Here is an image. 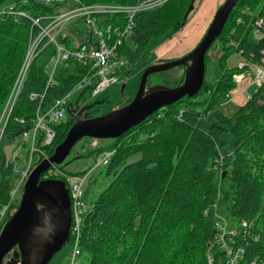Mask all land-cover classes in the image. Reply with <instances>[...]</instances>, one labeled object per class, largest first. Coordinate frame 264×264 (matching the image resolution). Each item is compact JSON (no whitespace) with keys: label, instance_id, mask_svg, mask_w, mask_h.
Here are the masks:
<instances>
[{"label":"trees","instance_id":"1","mask_svg":"<svg viewBox=\"0 0 264 264\" xmlns=\"http://www.w3.org/2000/svg\"><path fill=\"white\" fill-rule=\"evenodd\" d=\"M82 1L135 4L142 0ZM193 1L170 0L137 14L134 32L124 40L118 56L131 65L144 59L152 40L160 43L187 23ZM31 2L23 8L34 15L52 10ZM260 20L262 24L256 25ZM255 27L262 32L259 38L254 36ZM30 32L28 21L14 23L10 18H0V115L23 62ZM60 39L69 45L67 39ZM216 41L221 46L217 61L221 73L214 84L204 80L196 96L186 95L162 107L102 149L114 151L107 164V173L114 175V180L93 202L81 225L79 248L84 264H230V256L215 243V204L220 193L226 201L231 200L229 220L238 224L231 223L237 228L232 252L243 250L237 264L254 261L264 264V83L232 116L221 110L227 95L236 91L233 74L245 68H227L228 58L239 53L245 63L262 64L264 0H239ZM180 68L183 70L180 76L167 72L162 84L173 88L181 85L185 67ZM131 70H126L124 76ZM82 73V66L77 63L57 73L56 84L48 88L42 106L49 108L57 98L71 91ZM46 81L42 59L38 58L14 106L5 140L21 138L33 128L38 101H31L29 95L44 92ZM132 99L133 96L125 105ZM105 113L96 108L92 117ZM73 124L74 120L68 119L53 125L55 138L50 145L42 147L47 158L65 140ZM224 133L235 138L232 152L226 155L221 151L226 144L222 139ZM29 154L30 146L27 158ZM17 160H9L0 145V213L10 202ZM63 165H53L41 179L61 180L63 173L79 174L67 172ZM56 169L63 173L52 174ZM225 172L231 191L221 187ZM20 196L0 226L15 213ZM242 221L247 222L246 228L241 227Z\"/></svg>","mask_w":264,"mask_h":264},{"label":"built area","instance_id":"2","mask_svg":"<svg viewBox=\"0 0 264 264\" xmlns=\"http://www.w3.org/2000/svg\"><path fill=\"white\" fill-rule=\"evenodd\" d=\"M30 1L33 4L35 2L40 6L51 7L52 10L34 15L23 8L29 5ZM169 1L142 0L135 4H85L82 0H13L9 3H0V18H10L14 23L24 20L31 23L30 37L23 62L0 115V145L28 72L38 58L42 59L47 76L44 92L29 95L31 101H38L34 126L21 137L30 144V156L27 164L17 171L19 178L14 182L10 193V202L0 213V220L8 211L11 212L12 203L22 195L25 182L38 160L47 158L43 148L50 145L55 138L53 125L64 122L67 110L80 99L84 98V104L92 102V99L99 98L108 86L118 83L124 77L126 72L124 68L128 65V61L118 56V50L124 40L133 34L137 14L160 7ZM73 20H77L85 26L84 41L78 46H72L68 37L62 36L65 25ZM262 22L260 20L256 22V25L260 26ZM34 28H36L35 33ZM254 36L255 38L262 36L261 30L257 27L254 29ZM62 37L68 40L69 45L60 39ZM262 54L263 60L260 65L245 62L240 64V68L243 66L245 68L233 74V81L239 85L247 80L248 84L238 92L235 91L236 93L227 95V101H235L237 94L243 95L247 101L253 93L248 88L254 86L257 89L262 86L264 83V50ZM73 63L82 66V77L71 91L63 97L57 98L49 108L45 109L42 103L48 88L56 84L57 73L69 69ZM74 93H78L79 96L76 102L72 103L70 98ZM20 121L23 122V120ZM97 143V139H92L93 147H96ZM113 154L114 151H110L106 152L103 159L97 158L92 169L100 165H107ZM55 172L63 173L59 169H56ZM89 173L90 171L84 175L63 173L64 178L61 179L65 182L71 199L70 240H72L73 246L71 264H76V258L81 256L79 243L81 225L85 218L83 212L86 210L83 186ZM215 219V243L230 256L228 259L230 264H237L242 259L243 253L242 249H238L235 253L232 252L231 245L234 243L237 228L231 226L230 220L219 219L216 214ZM240 225L242 228H246L247 222L242 221ZM208 260L209 263L212 262L210 255H208ZM253 264H256V261Z\"/></svg>","mask_w":264,"mask_h":264},{"label":"water","instance_id":"3","mask_svg":"<svg viewBox=\"0 0 264 264\" xmlns=\"http://www.w3.org/2000/svg\"><path fill=\"white\" fill-rule=\"evenodd\" d=\"M238 1L225 0L217 9L202 40L188 55L147 67L137 94L128 104L100 116L75 119L54 154L37 164L27 178L17 210L0 232V264H49L69 243L72 223L69 190L64 181L41 179L42 175L53 165L63 164L75 144L83 138H120L162 107L186 95L190 98L196 96L205 80V55L221 35ZM177 67H185L181 85L174 88L164 85L147 87L151 74ZM103 103L104 100H97L84 109Z\"/></svg>","mask_w":264,"mask_h":264},{"label":"rangeland","instance_id":"4","mask_svg":"<svg viewBox=\"0 0 264 264\" xmlns=\"http://www.w3.org/2000/svg\"><path fill=\"white\" fill-rule=\"evenodd\" d=\"M9 2H11V0L5 3ZM224 2L225 0H194L192 3L193 9L191 16L189 17L187 23L171 37L160 43H157L159 42L157 39L152 40L147 47V54L145 58L138 61L134 65L128 64L124 68V71L132 69L129 75L122 77L118 83L108 86L104 92H102L99 97L101 100H104V103L99 106L100 109L109 112L118 108L119 106H124L130 97H134L137 94L144 71L156 60L161 58L179 60L192 52L200 42L203 35L206 33L217 9ZM62 36H67L72 46H78L84 41L85 26L77 20L70 21L63 28ZM220 47V43L216 41L215 46L210 49L208 53L209 57L205 63V80L213 84L217 81V77L221 73L217 62L221 54ZM242 62H244V58L239 53H233L226 61V67H237L240 66ZM182 71L183 70L180 67H177L175 69L166 71V73L162 72L151 74L148 79L147 87L150 88L156 85H163V79L168 76L167 72H171L169 75L177 77L182 74ZM247 84L248 81L246 80L242 84L237 85L236 92L247 86ZM255 90L256 87H250L251 92H254ZM78 96V93H74L70 98V102H76ZM203 96L204 94L201 95V97ZM82 100H84V98H82ZM92 100L94 101L95 99ZM221 110L225 115L232 116L236 112L237 106L233 102L224 101L221 103ZM64 121H66V118ZM92 139L93 138L85 137L75 144L71 154L64 162V170L69 173H79L84 175L95 166L97 158L103 159L105 157L107 151L105 152L102 149L114 142V139H97L98 145L96 148L91 145ZM222 139H224L226 142V144L221 149L222 154L226 155L231 153L233 150V143L235 141L234 136L229 133H224L222 135ZM1 145L9 160L14 161V159L18 158L16 174L14 176V180L16 181L19 178L17 171L22 169L23 166H25L28 162L27 151L29 150L30 144H25L24 140L21 138L12 141H7L3 138ZM107 170L108 165H100L97 168H94L88 174L83 186L84 201L87 203V208L83 212V217L87 215L92 207L93 202L98 198L99 194L105 190L114 180V175L108 174ZM51 173L53 174L56 172L53 170ZM57 180L60 179L57 178ZM230 185V179L223 177L221 184L223 190L231 191ZM230 206L231 200L226 201L223 193H220L216 202L217 218L229 220ZM2 220L3 219H1L0 222ZM229 223H233L236 226L238 225L233 221H229ZM3 226H0V232ZM231 226L233 225L231 224ZM72 252V244L67 243L55 255L49 264H71ZM8 258L9 257H6V259ZM84 262V255L78 256L76 258V264H84Z\"/></svg>","mask_w":264,"mask_h":264},{"label":"flooded vegetation","instance_id":"5","mask_svg":"<svg viewBox=\"0 0 264 264\" xmlns=\"http://www.w3.org/2000/svg\"><path fill=\"white\" fill-rule=\"evenodd\" d=\"M161 62H163V61H155L153 64L161 63ZM97 100H101V98L99 97L92 102L90 101V102L84 104L83 100L80 99L76 104H74L73 106H71L67 110L66 120L73 119L75 122V119H77V118L78 119H87V118L92 117L93 116L92 111L95 110L96 108L100 109V107H99L100 105L93 106L92 108H89V109H84V107L92 105V103H94Z\"/></svg>","mask_w":264,"mask_h":264},{"label":"crops","instance_id":"6","mask_svg":"<svg viewBox=\"0 0 264 264\" xmlns=\"http://www.w3.org/2000/svg\"><path fill=\"white\" fill-rule=\"evenodd\" d=\"M248 90H250V88H248ZM245 101L246 100H245V97L243 95L237 94V95H235V101H232V102L238 107V106L243 105L245 103ZM86 205H87V203H86Z\"/></svg>","mask_w":264,"mask_h":264}]
</instances>
